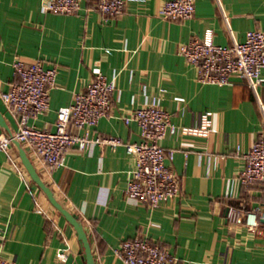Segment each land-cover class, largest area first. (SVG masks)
<instances>
[{
	"label": "crops",
	"instance_id": "obj_1",
	"mask_svg": "<svg viewBox=\"0 0 264 264\" xmlns=\"http://www.w3.org/2000/svg\"><path fill=\"white\" fill-rule=\"evenodd\" d=\"M44 1L0 0V111L10 131L17 121L1 92L15 80L16 57L58 67L49 109L29 121L38 127L55 130L58 111L98 71L115 89L112 114L100 118L92 136L138 140V124H127L123 115L145 103L171 112L179 126L212 113L207 136L177 132L162 139L175 149L167 163L180 175L181 191L156 208L126 197L134 159L123 145L70 148L48 172L21 143L55 196L79 215L95 264H125L114 248L135 236L167 247L176 264H264V188L243 185L239 177L244 154L264 131V81L255 88L236 76L224 84L201 83L179 52L208 28L222 45L264 29V0H196L194 15L182 20L159 15L163 0H126L124 12L109 17L94 7L96 0H80L75 13L45 11ZM0 132L8 131L0 124ZM233 208L241 215L257 209V229L231 219ZM61 249L66 261L57 259ZM0 254L14 264H86L74 225L33 180L14 143L0 149Z\"/></svg>",
	"mask_w": 264,
	"mask_h": 264
},
{
	"label": "built area",
	"instance_id": "obj_2",
	"mask_svg": "<svg viewBox=\"0 0 264 264\" xmlns=\"http://www.w3.org/2000/svg\"><path fill=\"white\" fill-rule=\"evenodd\" d=\"M196 0H163L159 15L171 20L190 18L195 12ZM80 0H45V11L75 13ZM126 0H96L94 7L104 16H117L124 12ZM179 52L187 63L195 66L197 80L201 83L224 84L236 76L247 79L255 88L264 78V29L256 27L246 31L245 39L233 44H218L213 31L208 28L201 36L182 43ZM57 66H46L42 59L26 61L16 57L13 61L15 80L1 92V98L15 115L17 129L11 133L0 132V149L8 150L13 139L27 146L31 154L50 172L63 163L70 148L91 151L96 145L116 148L123 145L134 159L133 174L126 186V197L133 203L150 208L177 196L181 191V177L167 163L174 158L175 149L161 144L166 134L177 132L207 136L213 130L211 111L201 114L200 123L179 126L165 108L145 103L123 115L129 124L139 126V139L124 141L116 135H91V128L100 118L112 114L114 83L98 71L85 90L77 91L72 102L57 113L56 128L50 130L31 124L30 119L45 112L50 106V88L55 85ZM239 150V145H237ZM246 163L240 172L243 185L261 183L264 188V131L259 133L250 149L244 154ZM257 209L243 215L231 209L229 217L243 222L251 230L259 226ZM125 264H176L177 257L161 243L145 236L123 239L114 248ZM57 259L66 261L65 249L57 252ZM0 264H14L0 254Z\"/></svg>",
	"mask_w": 264,
	"mask_h": 264
},
{
	"label": "water",
	"instance_id": "obj_3",
	"mask_svg": "<svg viewBox=\"0 0 264 264\" xmlns=\"http://www.w3.org/2000/svg\"><path fill=\"white\" fill-rule=\"evenodd\" d=\"M0 124L11 133L9 130L5 119L3 118V114L0 111ZM13 143L16 144L19 150V155L29 174L33 178V180L42 188L50 202L68 219L70 223H72L78 232L79 238L83 242L84 252L86 264H95V258L92 251V246L90 240L88 238L87 232L84 228V224L82 220L79 218V215L76 212L70 211L67 207L61 203V201L55 196L53 188L42 178L40 173L38 172L36 166L34 165L32 159L28 155L26 149L22 146L21 142L17 139H13Z\"/></svg>",
	"mask_w": 264,
	"mask_h": 264
}]
</instances>
